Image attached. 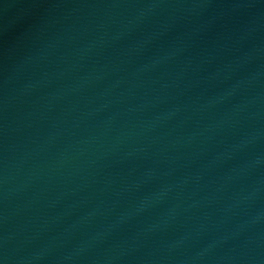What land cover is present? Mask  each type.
<instances>
[{
	"label": "water",
	"instance_id": "water-1",
	"mask_svg": "<svg viewBox=\"0 0 264 264\" xmlns=\"http://www.w3.org/2000/svg\"><path fill=\"white\" fill-rule=\"evenodd\" d=\"M0 264H264V0H0Z\"/></svg>",
	"mask_w": 264,
	"mask_h": 264
}]
</instances>
